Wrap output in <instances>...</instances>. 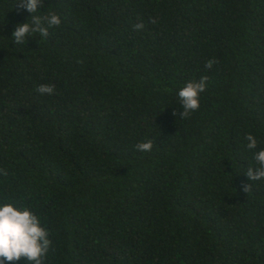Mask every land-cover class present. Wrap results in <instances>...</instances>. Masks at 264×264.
I'll return each instance as SVG.
<instances>
[{"label":"trees","instance_id":"16d2710c","mask_svg":"<svg viewBox=\"0 0 264 264\" xmlns=\"http://www.w3.org/2000/svg\"><path fill=\"white\" fill-rule=\"evenodd\" d=\"M49 13L46 38L15 44L32 13L0 0V203L40 216L44 264H264V178L245 175L264 150V0H43L33 15ZM202 76L181 118L178 92Z\"/></svg>","mask_w":264,"mask_h":264},{"label":"clouds","instance_id":"9594fccd","mask_svg":"<svg viewBox=\"0 0 264 264\" xmlns=\"http://www.w3.org/2000/svg\"><path fill=\"white\" fill-rule=\"evenodd\" d=\"M20 7L32 13L31 22L18 24L12 34L15 44H24L28 41L30 34L39 33L42 37L49 35L48 29L59 26L61 19L58 15L49 13L47 16L33 15L39 11L43 5V0H17ZM155 23V19L151 20ZM134 29L139 31L144 29V23H137ZM217 63L214 59L205 63V68H212ZM208 76H202L198 81L192 80L186 83L178 92V97L182 105L181 118H186L191 112L200 107V93L206 89ZM40 94L52 95L55 86L41 84L36 88ZM173 115H176L174 112ZM248 149H256L257 139L252 135L246 136ZM153 141L141 142L136 145L139 151H151ZM255 160L259 167H249L245 175L252 181L264 178V150L255 153ZM251 184H245L243 191L249 193ZM8 202L0 203V264H18L21 260L25 264H44L45 257L52 245L49 238V230L41 223V218L26 204L21 206L13 198H6Z\"/></svg>","mask_w":264,"mask_h":264}]
</instances>
